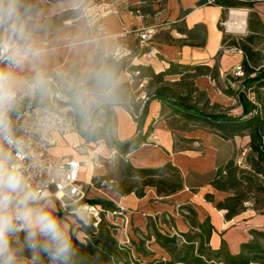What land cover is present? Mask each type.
<instances>
[{
	"label": "crops",
	"instance_id": "1",
	"mask_svg": "<svg viewBox=\"0 0 264 264\" xmlns=\"http://www.w3.org/2000/svg\"><path fill=\"white\" fill-rule=\"evenodd\" d=\"M39 1L43 9L37 19L52 17L66 10H76L84 3L90 4L92 0ZM104 2L110 3L115 13L102 19L103 30L100 34H95L92 28L86 26L82 13L65 19L54 31L35 33L46 52L41 65L46 75H55L64 80V77H69L71 71L75 69L83 78L72 80L73 82L82 83L90 76L99 78L103 70H95L94 55L97 49L107 56L111 55L116 45L125 47L129 53L134 47L147 48L131 60L133 64L149 65L155 72L163 71L168 67L169 62L210 67L216 64L221 84L232 68L241 63L242 55L229 49H223L217 56L224 32L220 26L223 9L218 5L197 6V0H165L161 12L154 16H143L132 10L140 5L139 0H104ZM253 10L264 27V0L255 2ZM183 11L187 12L180 17ZM238 12L241 11L229 9L230 14ZM241 18L243 17H237L235 21L241 22ZM174 23L176 26H173ZM196 25L198 27L194 28ZM177 26L180 30L176 29ZM142 27H153L155 33L147 44L141 46L131 30ZM124 29L128 30V33H123ZM149 47L156 50L154 56L146 55ZM33 74L31 65H25L20 73L25 77ZM176 79H178L177 75L168 77L170 81ZM118 81H127L132 88L134 83L139 84V80L134 79L126 71L119 74ZM194 84L199 90L206 92L210 103H217L223 107L237 103L234 96L222 93L209 76L196 77ZM135 93L141 97L144 91L139 87ZM160 107L158 100L149 101L141 131L146 132L150 124L152 128L148 132L146 141L125 155V160L138 168L158 167L171 162L181 173L183 188L168 196H158L155 188L150 186L144 188L142 197H136L133 193L125 195L117 192L107 193L103 198L111 200L119 208L118 212L108 211L105 214L107 220L116 226L118 242L131 246L135 251L133 254L145 253L143 255L147 256L146 249L149 246L162 249L154 241V228L162 234L169 235H179L191 230L199 232L197 228H191L185 217L189 213L188 210H193L198 224L208 220L212 227L208 240V246L212 250H217L225 244L230 253L239 252L240 245L252 239L251 229L264 230V212L257 213L251 208V204H248L245 211L226 220L223 211L215 207V202L222 200L227 194L214 189L209 181L218 165L228 159L236 158L242 149H246L247 157L249 138L244 136L223 139L205 127L196 126L189 131L177 132L180 137L190 141L186 147L175 150L174 134L159 115ZM234 109L237 111L238 107ZM112 110L110 136L118 142L133 137L137 132V124L130 112L120 104H114ZM54 139L55 144L50 148L53 160L81 161L82 171L81 174L79 173V178L83 181H90L96 168L92 167L90 162H85L87 156L79 154L77 146L85 145L101 153L110 154L114 150L111 145L110 148L104 147L106 145L100 144L99 140L86 139L78 132L64 136L54 134ZM206 193H211L214 201L206 200L204 198ZM164 217L168 222L163 219ZM149 221L150 226L147 227ZM163 251L169 256L165 250Z\"/></svg>",
	"mask_w": 264,
	"mask_h": 264
},
{
	"label": "trees",
	"instance_id": "2",
	"mask_svg": "<svg viewBox=\"0 0 264 264\" xmlns=\"http://www.w3.org/2000/svg\"><path fill=\"white\" fill-rule=\"evenodd\" d=\"M46 2H58L68 0H43ZM140 5L132 8L136 13L143 16H154L164 9L165 0H139ZM262 0H197L196 5H218L226 10L235 8L247 9V31L248 34L239 40H228V36L223 32L221 38V48L217 52L219 56L223 49L236 48L241 51V67L243 69L242 78H232L226 75L223 84L219 81V71L217 65H190L177 62H169L163 71L155 72L151 66L143 64H133L132 57L140 55L147 48L139 49L134 47L131 52L120 58L114 59L111 55H104L97 49L94 55L95 70L102 69L103 74L99 78L90 76L83 83L91 87H97L98 93L106 94L105 100L112 104H120L127 109L137 124V132L130 139L118 142L110 136L112 106L104 102L95 107L90 113V119L101 111L102 130L106 131L109 144L114 148L116 155L121 159V169L128 180L116 189V192L125 195L133 193L136 197L144 195V188L154 187L158 196H168L183 188V178L179 169L171 162H167L158 167L138 168L130 165L125 160V155L137 148L146 141L151 124L146 132L141 128L147 115L148 103L151 99L160 102L159 115L166 121L169 129L176 137L180 138L184 144L190 140L180 137L178 131H189L196 126L205 127L216 133L223 139H233L235 137L249 138V152L245 160V167H240L236 163V158L228 159L217 166L209 184L216 190L225 192L227 195L215 202V207L223 211L226 220L245 211L248 204L255 212L264 211V106L262 103L251 100L245 90L250 87L257 88V98L260 99L258 89L264 87V67L260 66V52L253 47L255 40L264 38V27L257 13L253 10V5ZM31 5V25L35 33L54 31L60 27L65 19L74 14L82 13V5L76 10H66L58 15L37 19L43 5L39 0H29ZM187 11H183L182 17ZM223 16V15H222ZM176 26V23L173 24ZM198 25L194 26L197 28ZM193 28V29H194ZM176 29H179L178 26ZM122 71H126L136 80L145 79L142 90L146 99L135 93L134 88L127 81H118V76ZM138 72V74H135ZM177 75L178 79L170 81L168 77ZM209 76L226 95L234 96L237 100L241 113L234 115L217 103H210L206 92L199 90L194 80L198 76ZM55 78L57 84L62 88L61 82L81 80L75 69L71 71L69 77L64 80ZM31 77V76H30ZM242 85L244 79H249ZM227 79L234 81L236 88L231 87ZM76 89V88H74ZM64 93L70 96L71 103L77 110L76 124L77 132L84 138H100V131H93L90 127L81 128L80 119L83 113L81 106L76 103V98L71 90L62 88ZM257 99V100H258ZM186 145H179L175 140L173 148L180 150ZM105 179V178H103ZM204 198L214 201L211 193H206ZM91 203L98 204L101 208V220L96 226H91L86 234V239L91 246L88 252H100L101 264H264V230L251 229L252 239L240 245L239 252L232 254L225 244L217 250H212L208 246V240L212 227L208 220L198 224L195 219L196 213L188 210L185 216L191 228H197L199 232L192 230L187 233L162 234L153 229L154 241L165 250L169 256L168 261L144 262L138 258H132L130 246L120 244L116 238V226L105 218L109 212H118L119 208L111 200L105 198H93ZM150 221L151 219L148 218ZM150 221L147 227L150 226ZM181 238L182 240H179Z\"/></svg>",
	"mask_w": 264,
	"mask_h": 264
},
{
	"label": "clouds",
	"instance_id": "3",
	"mask_svg": "<svg viewBox=\"0 0 264 264\" xmlns=\"http://www.w3.org/2000/svg\"><path fill=\"white\" fill-rule=\"evenodd\" d=\"M29 0H0V264H101L88 252L92 217H71L48 186L31 174L32 152L13 118L19 100L46 87L45 49L31 25ZM31 65L33 75H20Z\"/></svg>",
	"mask_w": 264,
	"mask_h": 264
},
{
	"label": "built area",
	"instance_id": "4",
	"mask_svg": "<svg viewBox=\"0 0 264 264\" xmlns=\"http://www.w3.org/2000/svg\"><path fill=\"white\" fill-rule=\"evenodd\" d=\"M115 13L110 3L104 0H92L90 4L82 5V15L86 20V26L92 28L95 34H100L103 30L102 19L109 14ZM224 29L237 30L239 27L235 23L228 24L222 22ZM140 45L147 44L153 37L155 30L153 27H142L131 30ZM123 33H128L124 29ZM231 51L241 54L239 49L228 48ZM129 54V50L123 46L116 45L111 53L114 59H120ZM156 50L149 47L146 55L154 56ZM138 74V72H135ZM232 78H242L243 69L240 64L234 66L229 73ZM228 84L236 88L234 81L227 79ZM145 79L139 80V87H142ZM141 99H146L145 93ZM31 102V104L13 115L18 124L22 125V134L25 135L31 152L32 159L28 162L33 177L45 183L56 199L65 206V211L71 215V206L83 209L92 217L91 226H96L101 220V208L98 204L91 203L88 199L85 185L92 187L91 181H83L79 178L81 161L67 159L55 162L50 154V148L55 144L54 134L64 136L77 132L76 112L77 109L71 103L70 96L64 93L57 84L55 78L46 75V87L36 92L34 95L24 96L19 100L18 108ZM76 103L80 104L76 99ZM79 154L87 156L85 162H90L92 167L102 166L101 152L95 148L85 145H78ZM112 150L110 155H115ZM246 149H242L236 157V163L240 167H245ZM105 183V180L102 181Z\"/></svg>",
	"mask_w": 264,
	"mask_h": 264
},
{
	"label": "rangeland",
	"instance_id": "5",
	"mask_svg": "<svg viewBox=\"0 0 264 264\" xmlns=\"http://www.w3.org/2000/svg\"><path fill=\"white\" fill-rule=\"evenodd\" d=\"M235 10L241 11L235 14H230L229 10H226L222 16L221 19V28L223 29V31L225 32V34L228 36V40L234 39V40H239L241 37H244L248 34L247 31V9L245 8H235ZM237 17H243L244 18V27L242 29L238 28L237 30L231 29L229 28L230 25L228 24H232L235 19ZM222 22L227 23L228 27H227V31L224 29V26L222 25ZM255 44H253V47L258 49L260 52V60H259V64L260 66L264 67V38L262 39H257L255 40ZM85 81V80H84ZM136 85V86H135ZM61 86L64 89L67 90H71L74 93V97L76 99L79 100L80 102V106L83 110L81 119H80V127L81 128H87L90 127L93 131H100L101 132V137L100 138H89L90 140H94V141H100L102 143H104V147L110 148V144H109V138L106 134L105 130H102V116L101 111H99L95 117L93 119H90V113L91 111L97 107L98 105L106 102L109 107L113 106L114 104L109 103L105 100V96L106 94L104 93H98L96 91L97 87H91L88 84L85 83H76L73 81L70 82H61ZM134 89L136 90L137 88H139V86L134 83L133 84ZM76 88V89H74ZM256 90L257 88L255 87H250L248 89L245 90L247 96L253 100L254 102H260L262 103L261 106H264V87H261L258 89V92H260V99L257 98V94H256ZM258 99V100H257ZM223 107V106H222ZM235 107H238V110L235 111ZM225 109H227V111L231 114L237 115L241 113V109L238 106V103H236L233 106H229V107H223ZM179 145H186L184 144V142H182V140L178 137H176L175 139ZM103 154V158H102V166L100 168H96L94 169L95 174L92 176L91 178V184L92 187L89 185H85V190L87 191L88 194V199H93L96 197H104L107 195V193L110 192H116V189H118L121 184L123 183H128V180L125 178L124 173L122 172L121 169V159L120 157H118V155H110V153L105 152L102 153ZM82 168V167H81ZM80 168V174L82 169ZM105 178V179H103ZM105 180V183H102V181ZM94 188V190L92 189ZM179 208V207H178ZM182 209V208H181ZM183 211H185L184 209H182ZM264 211L261 212H257V213H262ZM71 216V215H70ZM106 218V217H105ZM166 222H168V220L164 217L163 218ZM107 220V218H106ZM139 236V234H138ZM132 247L130 246V253L132 258H138L141 261L144 262H152L153 260H155V262H159V261H168L170 260V257L162 250L156 247H151L149 246V248L146 249V254L147 256H144L142 253L140 255H137V253L133 254ZM143 255V256H142Z\"/></svg>",
	"mask_w": 264,
	"mask_h": 264
},
{
	"label": "water",
	"instance_id": "6",
	"mask_svg": "<svg viewBox=\"0 0 264 264\" xmlns=\"http://www.w3.org/2000/svg\"><path fill=\"white\" fill-rule=\"evenodd\" d=\"M251 79H254V78L244 79V80L242 81V85H245V84H246L249 80H251ZM30 104H31V102H29V103H27V104H25V105L19 107L18 110H17V112H19V111H21V110L27 108ZM77 110H78V109H77ZM17 112H16V113H17ZM16 113H14L13 115H15Z\"/></svg>",
	"mask_w": 264,
	"mask_h": 264
},
{
	"label": "bare ground",
	"instance_id": "7",
	"mask_svg": "<svg viewBox=\"0 0 264 264\" xmlns=\"http://www.w3.org/2000/svg\"><path fill=\"white\" fill-rule=\"evenodd\" d=\"M233 23H235L237 25V27H239L240 29H242L244 26L243 18H241V22L236 20Z\"/></svg>",
	"mask_w": 264,
	"mask_h": 264
}]
</instances>
